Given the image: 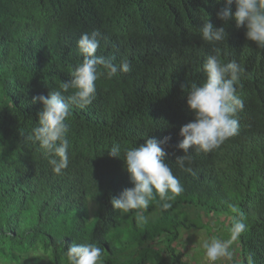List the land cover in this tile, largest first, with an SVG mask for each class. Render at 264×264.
<instances>
[{"label": "trees", "instance_id": "1", "mask_svg": "<svg viewBox=\"0 0 264 264\" xmlns=\"http://www.w3.org/2000/svg\"><path fill=\"white\" fill-rule=\"evenodd\" d=\"M175 3L0 0V264H68L72 243L102 248L103 264H191L182 250L192 231L228 239L240 214L246 228L233 245L234 264H264V49L234 19L224 23L234 26L224 43L190 36L196 23L189 16L177 33L173 17L180 21L181 14ZM148 11L149 34L142 20ZM128 17L131 27L120 29ZM93 30L100 33L96 54L115 64L127 59L131 70L112 79L100 76L92 104L70 106L69 164L55 175L38 144L26 139L42 108L32 97L71 79L83 59L77 41ZM210 55L244 69L236 83L244 108L237 114V135L209 153L190 150L189 173L175 162L183 154L175 147L179 130L193 119L181 85L205 81L202 65ZM165 136L171 137L161 145L165 162L183 191L166 211L150 204L147 223L138 226L135 210L121 215L111 204L133 187L124 149ZM113 144L120 145V157L108 154ZM204 213L215 216L218 226L205 222Z\"/></svg>", "mask_w": 264, "mask_h": 264}, {"label": "clouds", "instance_id": "2", "mask_svg": "<svg viewBox=\"0 0 264 264\" xmlns=\"http://www.w3.org/2000/svg\"><path fill=\"white\" fill-rule=\"evenodd\" d=\"M181 14L180 21L174 18L177 33L184 31L186 16L196 23L190 36L198 37L209 44L224 43L227 33L234 28L224 27V23L234 19L237 28H245V36L253 41L257 48L264 49V0H174ZM199 5L203 11L199 10ZM150 10V9H149ZM146 19L147 33L153 23L150 11L143 14ZM219 24L221 27H219ZM131 27V17L126 18L125 27ZM236 29V28H235ZM242 32V31H241ZM98 30L85 32L77 41L82 62L70 72L71 79L60 84L59 90H50L47 95L32 97V103L40 102L42 108L37 112L38 123L28 133L26 139L38 144L41 157L48 160L55 175L63 174L68 167L69 126L65 121L71 115L70 106L81 109L91 105L96 96V81L100 76L112 79L118 73L131 70L130 62L123 59L119 64L112 58L98 56L100 47ZM206 79L202 84L192 83L187 88V106L193 119L181 126L179 136L182 139L175 145L183 154L175 158L177 166L192 173L190 165L194 162L192 149L196 152L209 153L219 148L226 140L239 132L237 114L243 110V100L237 95L236 83L244 69L235 61L224 63L217 55L207 57L202 65ZM73 90L65 97L64 93ZM170 136L157 140L149 137L139 146L124 149L123 160L133 187L124 189L118 197H113L111 204L121 215L135 210L138 226L147 223L145 212L155 202L161 211H166L182 191L179 179L173 174L167 155L161 147L170 141ZM113 157L121 156L119 144H113L108 150ZM187 165V166H186ZM236 213L237 209L232 208ZM242 214L234 216L229 229V238L211 237L203 241L202 249L206 264H234L233 245L245 231ZM68 264H103V250L94 243H72L66 251Z\"/></svg>", "mask_w": 264, "mask_h": 264}, {"label": "rangeland", "instance_id": "3", "mask_svg": "<svg viewBox=\"0 0 264 264\" xmlns=\"http://www.w3.org/2000/svg\"><path fill=\"white\" fill-rule=\"evenodd\" d=\"M91 210L92 207H91ZM194 209H191V213L193 214ZM204 216V221L205 222H213V224L218 226V219L215 216H206L205 213L203 214ZM195 215H192V217ZM222 220H224V217H221ZM217 229V227H215ZM217 236H223L222 233H220ZM191 240L187 241L185 247H183L184 249L182 250L183 255H184V260H186L188 263L191 264H206V261L204 259V253L201 255L199 254L201 251H203L202 249V243L205 240L210 239L211 237H213L211 235V237H209V235H207L205 230H194L191 233ZM201 257V258H199ZM201 260L199 262H196L197 260ZM33 264V263H32ZM219 264V262H218Z\"/></svg>", "mask_w": 264, "mask_h": 264}]
</instances>
